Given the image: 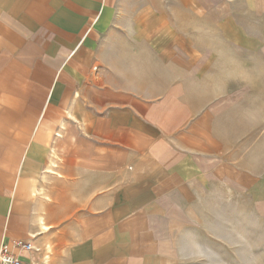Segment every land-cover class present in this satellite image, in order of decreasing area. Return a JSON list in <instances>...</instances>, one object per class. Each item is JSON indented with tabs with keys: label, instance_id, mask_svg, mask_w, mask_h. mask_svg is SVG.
I'll use <instances>...</instances> for the list:
<instances>
[{
	"label": "crops",
	"instance_id": "1",
	"mask_svg": "<svg viewBox=\"0 0 264 264\" xmlns=\"http://www.w3.org/2000/svg\"><path fill=\"white\" fill-rule=\"evenodd\" d=\"M230 191L260 224L264 0H0L12 255L46 239L49 264H214Z\"/></svg>",
	"mask_w": 264,
	"mask_h": 264
},
{
	"label": "rangeland",
	"instance_id": "2",
	"mask_svg": "<svg viewBox=\"0 0 264 264\" xmlns=\"http://www.w3.org/2000/svg\"><path fill=\"white\" fill-rule=\"evenodd\" d=\"M212 202L214 264H264V212L258 224L247 197L231 191L228 195L213 192ZM237 202L244 203V221L242 212L236 210Z\"/></svg>",
	"mask_w": 264,
	"mask_h": 264
},
{
	"label": "built area",
	"instance_id": "3",
	"mask_svg": "<svg viewBox=\"0 0 264 264\" xmlns=\"http://www.w3.org/2000/svg\"><path fill=\"white\" fill-rule=\"evenodd\" d=\"M14 248H17L19 251L26 253L27 260L23 261L19 257L12 255L9 250L8 246L5 245L3 242L0 244V264H34L33 263V254L37 253L34 246L31 242H14Z\"/></svg>",
	"mask_w": 264,
	"mask_h": 264
},
{
	"label": "bare ground",
	"instance_id": "4",
	"mask_svg": "<svg viewBox=\"0 0 264 264\" xmlns=\"http://www.w3.org/2000/svg\"><path fill=\"white\" fill-rule=\"evenodd\" d=\"M54 164L55 162H51L48 170H52L51 165H54ZM38 224H39V228H38L39 237L46 235L49 231V228L40 219H39ZM36 238L37 236H34V239ZM34 248L37 251V253L33 254V260H34L33 263L34 264H49V258H50L49 255L52 253V245L48 241H46V239H44L43 241H40L39 245H35Z\"/></svg>",
	"mask_w": 264,
	"mask_h": 264
}]
</instances>
